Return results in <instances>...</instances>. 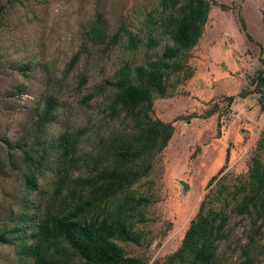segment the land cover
<instances>
[{
    "label": "rangeland",
    "instance_id": "1",
    "mask_svg": "<svg viewBox=\"0 0 264 264\" xmlns=\"http://www.w3.org/2000/svg\"><path fill=\"white\" fill-rule=\"evenodd\" d=\"M211 1L215 4L204 34L182 60L187 72L174 75L167 96L154 101L152 117L173 124L175 133L155 158L150 174L134 187L148 201L140 209L145 222L135 229L141 244L124 247L128 256L147 264H170L206 195H216L225 186L230 192L246 183L256 159L264 161L260 150L264 110L259 95L239 97L243 90H254V79L264 72V0ZM5 2L0 0V6ZM159 2L32 0L8 8L0 29V162H7L9 150L18 157L14 156L15 165L0 172V220L8 227L16 226L23 204L30 206L29 215L34 217L42 196L53 192L56 147L66 131L83 127L90 133L106 130L107 123L99 122L106 111L105 96L87 104L82 102L84 97L114 80L123 67L136 68L149 57L155 58L170 43L161 36L160 46L150 52L145 46L128 49L130 35L147 44L149 32L160 19ZM99 19L109 29V41L119 33V42L96 45L90 41L88 33ZM29 62L32 68L26 78L19 69ZM188 71L190 78L186 77ZM63 77V90L56 88L52 94L58 106L49 122L43 123L45 100L53 93L48 81ZM81 77L88 80L82 88ZM232 96L235 101L230 104ZM208 113L212 116L207 117ZM86 144L85 150L90 151ZM44 146L53 149L47 169L42 176L36 175L39 191L28 193L22 150L33 147L41 151ZM216 176L218 180L210 186ZM233 208L234 204L229 210ZM21 225L26 234L14 235L15 246H0V264L26 261L21 248L32 241L36 223ZM230 226L231 238L219 248L218 264H239L245 249L264 263V232L258 249H251L246 238L249 221L233 214Z\"/></svg>",
    "mask_w": 264,
    "mask_h": 264
},
{
    "label": "trees",
    "instance_id": "2",
    "mask_svg": "<svg viewBox=\"0 0 264 264\" xmlns=\"http://www.w3.org/2000/svg\"><path fill=\"white\" fill-rule=\"evenodd\" d=\"M30 1L6 0L0 6V29L8 8L15 9ZM213 4L211 0H160V19L149 32L147 44L130 35L128 49L136 51L145 46L150 52L160 46L161 36L172 44L167 43L162 52H157L155 58L149 57L141 66L123 67L114 80L84 97L82 102L87 104L95 97L105 96L106 111L99 122L107 123L106 130L90 133L88 127H83L61 136L53 165L57 174L53 192L42 196L34 217L29 215L30 206L23 204L24 212L14 228L0 220V246L17 245L14 235L26 234L21 224L34 221L32 241L24 242L21 248L24 264H147L128 256L124 247L141 244V236L135 229L145 222L140 209L148 201L134 187L150 174L155 158L166 149L175 133L173 124L152 117L154 101L165 98L172 77L186 71L182 60L201 40ZM118 34L109 41V29L99 19L88 37L96 45H106L119 42ZM78 57L74 58V64ZM12 67L16 70V66ZM31 68L29 62L21 65L19 72L30 78ZM191 76L188 71L186 77ZM65 80L63 77L48 81L53 93L45 100L43 123L49 122L58 106V99L52 95L54 89L63 90ZM87 83V78L81 77L79 87ZM253 83L255 89L243 90L239 97L246 99L258 94L264 110V72ZM228 100L233 104L235 97ZM210 116L208 113L207 117ZM86 143L91 146L90 151L85 150ZM52 150L46 146L41 151L33 147L22 150L27 167L24 186L28 193L39 191L36 175L42 176L47 169ZM260 150L264 155V139ZM14 156L9 150L7 162H0V172L15 165ZM78 172L81 174L77 175ZM218 178L214 177L209 185H214ZM227 190L225 186L216 195H206L181 248L170 257V264H218L219 248L231 238L233 214L249 221L247 244L258 249L264 232V161L256 159L249 181L234 186L230 192ZM243 257L239 264H264L259 256L251 255L250 249L244 250Z\"/></svg>",
    "mask_w": 264,
    "mask_h": 264
},
{
    "label": "water",
    "instance_id": "3",
    "mask_svg": "<svg viewBox=\"0 0 264 264\" xmlns=\"http://www.w3.org/2000/svg\"><path fill=\"white\" fill-rule=\"evenodd\" d=\"M188 189V185H185V190H187Z\"/></svg>",
    "mask_w": 264,
    "mask_h": 264
}]
</instances>
